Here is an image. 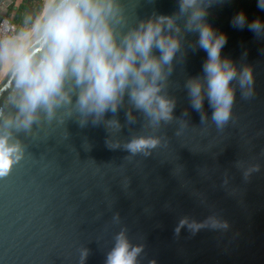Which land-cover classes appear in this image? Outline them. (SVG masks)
Instances as JSON below:
<instances>
[{
  "label": "water",
  "instance_id": "1",
  "mask_svg": "<svg viewBox=\"0 0 264 264\" xmlns=\"http://www.w3.org/2000/svg\"><path fill=\"white\" fill-rule=\"evenodd\" d=\"M257 2L223 0L209 9L208 23L227 36L222 56L251 67L255 77V97L244 101L237 91L235 123L224 133L204 132L189 105L183 84L202 74L206 53L187 49L186 61L176 64L170 77L169 93L177 101L174 117L187 120L189 127L180 137L174 134L179 122L163 127L158 134L166 137L167 147L151 157L125 160L128 152L106 146L109 133L103 124L80 128L70 120L65 128L44 124L34 126L32 135L20 134L25 158L0 179V264H79L83 247L90 251L86 264H104L121 227H127L134 244L144 245L141 264H264V39L247 27L231 26L241 11L249 22L264 21ZM13 3L0 0V23ZM176 7V0L127 4L132 22L153 11L172 15ZM204 108L210 117L207 99ZM186 109L190 115L182 117ZM125 111L117 115L123 127L114 139L148 134L143 117L133 112L137 123L128 125ZM238 161L259 163L260 171L245 181ZM115 214L119 224L112 220ZM212 215L228 227H205L193 235L185 226L175 234L182 218L203 223Z\"/></svg>",
  "mask_w": 264,
  "mask_h": 264
},
{
  "label": "clouds",
  "instance_id": "2",
  "mask_svg": "<svg viewBox=\"0 0 264 264\" xmlns=\"http://www.w3.org/2000/svg\"><path fill=\"white\" fill-rule=\"evenodd\" d=\"M222 2L176 0L172 15L153 11L132 22L128 0H39L38 7L25 13L19 23L0 30V179L9 177L25 158L20 134L32 135L34 126L38 129L44 124L64 128L70 120L80 128L103 124L109 133L106 146L128 152L125 160L129 162L167 147L166 137L158 134L163 127L179 122L176 137L189 127L187 120L174 117L177 101L169 93L170 77L175 65L186 61L187 49L206 53L202 74L186 78L183 84L189 105L199 114L204 132L214 128L224 133L235 123L237 91L244 101L256 93L251 67H238L222 56L227 36L208 23L209 9ZM257 7L264 10V0H258ZM231 26L247 27L264 39V21L249 22L243 11L233 16ZM189 34L197 39L188 41ZM205 99L212 110L210 117ZM121 109H126L128 125L137 123L133 112L139 113L148 134L133 133L125 142L114 139L123 127L117 118ZM108 113L113 114L111 119L105 118ZM189 115L187 109L181 114ZM260 155L264 157V152ZM236 167L248 181L261 165L238 161ZM112 220L121 222L119 214ZM185 226L193 235L205 227H228L215 215L203 223L185 217L175 234L179 236ZM143 253L144 245L134 244L127 227H121L104 264H141ZM89 255L88 248H81L79 264H86Z\"/></svg>",
  "mask_w": 264,
  "mask_h": 264
},
{
  "label": "trees",
  "instance_id": "3",
  "mask_svg": "<svg viewBox=\"0 0 264 264\" xmlns=\"http://www.w3.org/2000/svg\"><path fill=\"white\" fill-rule=\"evenodd\" d=\"M39 4V0H20L18 3L14 1L9 8L7 19L12 25L20 22L25 13L34 11Z\"/></svg>",
  "mask_w": 264,
  "mask_h": 264
},
{
  "label": "built area",
  "instance_id": "4",
  "mask_svg": "<svg viewBox=\"0 0 264 264\" xmlns=\"http://www.w3.org/2000/svg\"><path fill=\"white\" fill-rule=\"evenodd\" d=\"M14 26L10 23V21L7 18H4L0 23V30H3L7 27Z\"/></svg>",
  "mask_w": 264,
  "mask_h": 264
},
{
  "label": "rangeland",
  "instance_id": "5",
  "mask_svg": "<svg viewBox=\"0 0 264 264\" xmlns=\"http://www.w3.org/2000/svg\"><path fill=\"white\" fill-rule=\"evenodd\" d=\"M14 1L18 3L20 0H14Z\"/></svg>",
  "mask_w": 264,
  "mask_h": 264
},
{
  "label": "bare ground",
  "instance_id": "6",
  "mask_svg": "<svg viewBox=\"0 0 264 264\" xmlns=\"http://www.w3.org/2000/svg\"><path fill=\"white\" fill-rule=\"evenodd\" d=\"M0 83H2V81H0Z\"/></svg>",
  "mask_w": 264,
  "mask_h": 264
}]
</instances>
